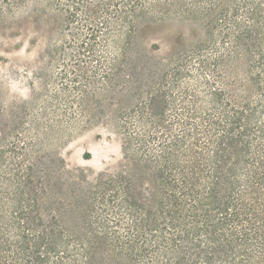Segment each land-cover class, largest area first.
I'll return each instance as SVG.
<instances>
[{
    "label": "trees",
    "instance_id": "obj_1",
    "mask_svg": "<svg viewBox=\"0 0 264 264\" xmlns=\"http://www.w3.org/2000/svg\"><path fill=\"white\" fill-rule=\"evenodd\" d=\"M50 1L68 37L58 77L76 96L41 85L10 104L0 264H264V0H241L232 36L214 32L213 3L207 45L181 56L170 82L128 65L133 34L163 0ZM1 2L5 21L23 0ZM65 57L83 74H67ZM97 122L119 135L122 163L94 174L53 154Z\"/></svg>",
    "mask_w": 264,
    "mask_h": 264
},
{
    "label": "rangeland",
    "instance_id": "obj_2",
    "mask_svg": "<svg viewBox=\"0 0 264 264\" xmlns=\"http://www.w3.org/2000/svg\"><path fill=\"white\" fill-rule=\"evenodd\" d=\"M213 3L218 4L219 12L214 32L237 34L236 24L245 16L241 0H198L197 3L194 0H163L154 9L151 19L139 25L133 34L128 65H142L147 81L167 74L170 82V71L177 60L195 46L207 45L208 34L212 31L208 14ZM8 14L5 21H0V129L4 121V126L9 124L11 102L44 93L41 85L48 94L54 95L63 83L70 90L68 93L76 96L71 79L59 80L58 77L63 63L55 59V49L68 37L62 36V15L52 2L23 0ZM231 45V38L220 44L227 48ZM65 58L67 74L72 76V71L83 74L78 64L75 66L67 60L69 57ZM81 67L89 73L96 65L94 62L81 63ZM188 69L192 68L188 66ZM172 95L175 96V90ZM173 109L170 105L169 111ZM52 150L68 166L87 169L94 174L123 162L119 135L101 122L78 130Z\"/></svg>",
    "mask_w": 264,
    "mask_h": 264
}]
</instances>
